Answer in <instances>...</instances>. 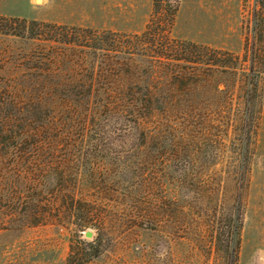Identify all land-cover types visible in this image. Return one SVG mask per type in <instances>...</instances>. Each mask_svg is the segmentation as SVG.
Returning <instances> with one entry per match:
<instances>
[{"label": "rangeland", "instance_id": "374dc122", "mask_svg": "<svg viewBox=\"0 0 264 264\" xmlns=\"http://www.w3.org/2000/svg\"><path fill=\"white\" fill-rule=\"evenodd\" d=\"M153 8L154 0H0V15L96 29L109 49L0 33V264H67L71 246L94 255L84 264H229L234 248V264H264V62L251 119L241 121V84L255 41L264 46V2L180 0L173 36L234 53L238 74L217 77L229 91L223 82L180 90L175 80L168 89L160 71L159 109L141 128L92 113L96 97L64 85L89 81L102 59L127 57L115 45L142 32ZM177 99L194 108L174 109ZM70 101L85 107L65 110ZM28 119L52 129L23 139L19 123ZM35 141L51 180L61 171L81 183L79 195L104 198V234L53 214L37 222L38 210L51 207H27L26 196L13 207L16 194L28 193L27 179L13 173L15 152Z\"/></svg>", "mask_w": 264, "mask_h": 264}, {"label": "trees", "instance_id": "16d2710c", "mask_svg": "<svg viewBox=\"0 0 264 264\" xmlns=\"http://www.w3.org/2000/svg\"><path fill=\"white\" fill-rule=\"evenodd\" d=\"M260 1L264 2V0ZM179 3L180 0H167L166 3L165 0H154L153 12L145 29L139 33L123 34L125 39L115 45V47L121 48L119 50L121 52L126 49L127 57H124L120 62L113 58L107 61L102 59L101 65L91 67L92 78L89 81L69 82L64 85L71 91L82 93L84 91V99L89 97L88 101L90 97H96L95 105L90 106L89 111L124 117L129 122L127 124H129L130 130L141 128L145 117L153 116L159 109L160 100L156 91L158 90V73L160 71L164 73V84L168 89L175 80V87L180 90H189L192 85L198 84L216 83V85H220L221 82L227 85L225 91L231 90L228 83L219 81L217 77L226 73L238 74L236 68L239 56L227 50L215 49L174 37L172 31ZM0 33L77 45L83 47V50L88 48L93 53H97L98 50L109 51L99 41L103 40L100 37L101 33L87 27L0 15ZM104 41L108 42L107 39ZM112 45L113 43L109 44V46ZM85 57V53H83L80 60L84 61ZM210 57L217 60L213 63L215 64L213 67L208 61ZM228 62L231 65H224ZM263 62L264 46L255 41L249 67L251 74L248 75L245 83L241 84L245 91L244 108L241 115L244 127L251 119L250 105L255 98L254 92L258 88L254 83L255 78L260 76V72H256V64ZM50 69L51 67L48 70ZM233 100L231 95L223 98L224 111L232 107ZM165 103L168 108V102L165 101ZM193 104L190 100L184 103L181 99H177L173 108H194ZM83 107L85 106L78 108L70 101L65 110H73L76 113ZM28 122L29 126L27 123H19L24 125L18 129L19 135H26L23 139L39 137L41 132L52 129L43 123L37 125L36 119H28ZM42 143L41 141L33 142L32 145L30 144L31 149L30 147L28 149L17 147L15 156L17 155V158L20 156V158L13 162V173L27 179L28 193L26 195L16 194L13 197V207H17L20 200L25 199L23 196H26L27 207H51L50 210H38L36 213L37 222H41L40 220L46 218L48 214H53L59 221L71 220L78 226V231L96 226L99 228L100 234H104L105 219L108 214L104 198L97 195V198L89 199L83 192L79 195L81 183L77 178L71 175L66 176L61 171L57 177L51 180V174H47V169H45L48 163L42 162L41 155L44 151L40 145ZM34 160H39V163H35ZM235 231L237 233V228ZM236 254V248L231 250L229 264L235 263ZM90 256L94 255L87 251H81L80 248L75 250V247L71 246L67 264H84L90 259Z\"/></svg>", "mask_w": 264, "mask_h": 264}, {"label": "water", "instance_id": "95a60500", "mask_svg": "<svg viewBox=\"0 0 264 264\" xmlns=\"http://www.w3.org/2000/svg\"><path fill=\"white\" fill-rule=\"evenodd\" d=\"M85 234H86L87 236H91V235H92V232H91L90 230H87V231H85Z\"/></svg>", "mask_w": 264, "mask_h": 264}]
</instances>
